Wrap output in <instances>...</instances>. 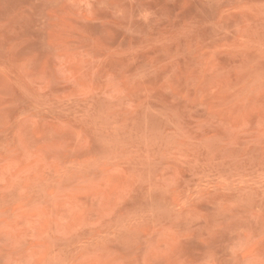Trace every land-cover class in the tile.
<instances>
[{
  "label": "rangeland",
  "instance_id": "374dc122",
  "mask_svg": "<svg viewBox=\"0 0 264 264\" xmlns=\"http://www.w3.org/2000/svg\"><path fill=\"white\" fill-rule=\"evenodd\" d=\"M0 264H264V0H0Z\"/></svg>",
  "mask_w": 264,
  "mask_h": 264
}]
</instances>
